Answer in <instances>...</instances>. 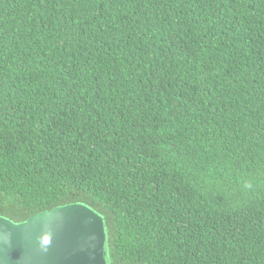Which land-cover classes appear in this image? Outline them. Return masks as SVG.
I'll use <instances>...</instances> for the list:
<instances>
[{
  "label": "trees",
  "instance_id": "1",
  "mask_svg": "<svg viewBox=\"0 0 264 264\" xmlns=\"http://www.w3.org/2000/svg\"><path fill=\"white\" fill-rule=\"evenodd\" d=\"M72 203L110 264H264V0H0V216Z\"/></svg>",
  "mask_w": 264,
  "mask_h": 264
},
{
  "label": "water",
  "instance_id": "2",
  "mask_svg": "<svg viewBox=\"0 0 264 264\" xmlns=\"http://www.w3.org/2000/svg\"><path fill=\"white\" fill-rule=\"evenodd\" d=\"M0 264H110L105 221L81 203L20 223L0 216Z\"/></svg>",
  "mask_w": 264,
  "mask_h": 264
}]
</instances>
